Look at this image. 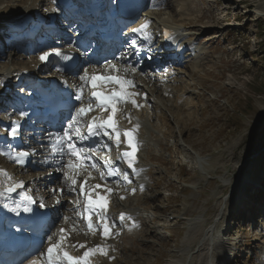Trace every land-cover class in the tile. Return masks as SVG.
<instances>
[{
  "label": "rangeland",
  "instance_id": "1",
  "mask_svg": "<svg viewBox=\"0 0 264 264\" xmlns=\"http://www.w3.org/2000/svg\"><path fill=\"white\" fill-rule=\"evenodd\" d=\"M145 2L137 23L142 20L149 25L145 31L151 43L156 41L159 24L167 23L182 28L179 33L187 51L183 60L173 58L155 72L135 71L143 81L135 91L147 97L143 111L141 107L130 109V104L119 106L116 118L122 125L125 109L135 113L136 119L143 112L144 126L138 131L143 167L139 176H129L132 184L113 182L117 187L107 215L115 219L118 208H130L137 211L140 224L133 229L117 224L114 232L119 235L104 241L109 255L94 256L92 264H264V203H260L264 197V0ZM29 5L30 0H0V12L9 7L15 16ZM37 5V18L51 17L53 9L52 15L60 11L57 0H37ZM60 13L58 23L63 19ZM9 21L0 15V50L4 49L0 51V93L8 77L13 86L8 94L16 96L17 79L13 77L25 68L33 70L38 58L16 48L18 44L11 52L6 49V36L13 37L7 28ZM67 32L73 36L81 33ZM79 75H72L71 82ZM148 75L159 89L153 78L147 82ZM0 98V107L7 104V99ZM6 117L0 111L1 130L11 122ZM44 147L38 164L44 160L56 164L48 145ZM100 158L113 162L114 150L102 149L97 154ZM0 162H4L0 163L2 169L17 172L8 159ZM38 164L21 173L26 190L37 187V199L53 204L50 189L68 187L60 182L63 171L48 166V172L52 171L48 173ZM102 171L99 163L91 169V179L103 182ZM35 172L39 174L35 176ZM57 172L61 175L56 176ZM43 177L50 185L40 180ZM140 181L146 184L143 191L137 187ZM61 202L65 204L63 217L69 220H57L51 231L54 237L59 228L69 229L72 236L66 249L76 253L73 244L99 246L103 242L100 232L91 235L75 212L79 205L76 194L67 192Z\"/></svg>",
  "mask_w": 264,
  "mask_h": 264
},
{
  "label": "snow or ice",
  "instance_id": "2",
  "mask_svg": "<svg viewBox=\"0 0 264 264\" xmlns=\"http://www.w3.org/2000/svg\"><path fill=\"white\" fill-rule=\"evenodd\" d=\"M149 25L145 24L139 29H133L134 32L140 34L145 41L150 40V37L145 35V30ZM171 37V33H165ZM135 49V44L131 45ZM134 55L139 56L140 52L134 50ZM60 57L62 60L71 59L70 56L61 53L58 50L52 52H45L40 56V60L44 63L49 62L51 56ZM131 70L135 73L136 69L131 67V61L128 62V67L124 69L125 74ZM120 69L115 64L109 65L107 74H89L84 71L83 75L79 76L81 84L79 85L76 94L69 96V99H74L78 103L73 105L70 109V115L63 128V130L53 137L51 145L52 151L57 153L56 159L60 162L57 171H63V180L67 182V192L76 194L77 197H82L83 208L77 205L75 212L79 218L86 222L87 230L95 235L97 231H101L105 239L112 238L113 235H119L114 232L117 227V222L107 215L110 197L114 192L112 188H104L107 195H101L98 191L101 189L100 184H89V179L94 178L91 176V169H96L99 163H102L105 171L100 172V179L105 180L106 177L115 178L113 182L120 183L121 180L126 184H132V179L129 178L128 172H121V164L126 163L127 168L135 176H139L140 170L136 168L138 163L137 152L139 150V142L137 140V133L140 125L136 123L134 127L122 130L118 126L117 113L119 106L132 105L139 109L141 105L138 103L137 97L141 95L138 91H133L136 84L133 79L127 78V75L121 76L118 73ZM115 73V74H113ZM114 86L110 92H105V86ZM85 88L89 89V93L85 95ZM147 99L146 95L144 97ZM100 110L108 112L106 118L101 116H90L91 113ZM27 115V113H22ZM129 121L131 116H127ZM21 125L15 123L10 129V135L13 138L20 136ZM86 129V131H85ZM51 136V134H49ZM124 137L125 140H122ZM89 141V143H85ZM126 141L125 150L120 153L118 161L113 164L110 159L96 158V153L103 149L111 153L113 146L119 149L122 143ZM43 146V145H42ZM6 153L0 152V155ZM35 155L34 151H17L14 157H11L15 162L21 166L30 163L29 157ZM66 170V171H65ZM87 176L81 181L79 178L83 174ZM11 179V177H9ZM24 184L17 183L9 186L5 191L11 195L17 192L18 189H23ZM140 190H144V186L140 185ZM50 191L55 197V202L60 204L61 198L66 197V191L63 186L52 188ZM135 189H133V193ZM5 192H0V197H4ZM120 196V199H124ZM23 199L27 202L24 207V212H32L31 205L37 203L27 193L24 194ZM7 205H5L6 207ZM19 207V206H18ZM40 208H45L44 203L39 204ZM17 211V209H12ZM93 217H97L99 223L93 222ZM65 223L68 222L69 217L62 218ZM119 222L123 225L126 221L132 222V228H138L139 224L135 222L134 218L125 213L119 216ZM75 226L73 231H75ZM57 239L53 241L52 236L48 237V246L45 250L41 251L36 258L30 259L28 264H92V258L97 254L107 257L109 249L105 246H97L95 248H87L85 244L71 245V247L85 248L82 256H73L66 250V242L71 233L66 228H59L57 231ZM42 258V259H41ZM114 259V257H113Z\"/></svg>",
  "mask_w": 264,
  "mask_h": 264
},
{
  "label": "bare ground",
  "instance_id": "3",
  "mask_svg": "<svg viewBox=\"0 0 264 264\" xmlns=\"http://www.w3.org/2000/svg\"><path fill=\"white\" fill-rule=\"evenodd\" d=\"M59 2H60V0H58ZM38 5H37V0H30V5H29V8H25L24 10H19L18 12L19 13H17L15 16H11V13L14 11L12 8H6V9H4V11L2 10V12H0V15H3V16H5V20H10L9 21V25L10 24H12V26H14V28H15V33H17L18 31H20L21 30V27H22V24L20 23V21H24L26 18H30V17H33V19H34V21L36 22L34 25H39L40 23H41V21H38V18L36 17L37 16V13H38V11H39V9H38ZM79 9H80V7H79ZM54 10V9H53ZM53 10H52V12H53ZM61 10L63 11V14L65 15V16H67L68 15V13L67 12H65L64 11V7H62L61 8ZM134 12H137V11H134ZM56 15H57V13H56ZM56 15H52V18L51 19H53ZM58 15H59V13H58ZM5 24V23H4ZM161 24H163V25H167L168 27H169V25L167 24V23H161ZM3 25V24H2ZM48 26H49V24H48ZM183 26V25H182ZM186 25H184V27H185ZM6 27L7 26H5L4 27V29H6ZM50 27V26H49ZM181 27V26H180ZM8 28H9V26H8ZM172 28H174L175 29V31H177L176 33H178V31H179V29H182V28H178V27H172ZM7 30V29H6ZM1 31V30H0ZM41 33V32H40ZM40 33H38V35L40 34ZM83 34H81L80 36H82ZM158 38H156V40H157ZM27 41V38H25V40L22 42V44L21 45H23L25 42ZM18 44V42L17 41H14V44L12 45V44H9V46H6V49L7 48H10V52H11V50L13 49V47L15 46V45H17ZM19 45V44H18ZM17 45V46H18ZM20 45V46H21ZM64 48V45L63 44H59V43H57V46H55V47H52V48ZM117 47H118V45H117ZM24 49H25V46H24ZM0 51H3L4 52V49L2 48ZM24 51V50H23ZM147 51V50H146ZM15 52V55H17V50L16 51H14ZM95 52V51H94ZM148 54H151V49H149L148 48ZM101 55H103V54H106V51L105 52H101L100 53ZM4 55H5V53H4ZM152 55V54H151ZM156 57V56H155ZM113 58H115V57H109V58H106L105 60H107V59H112V61H113ZM1 59H3V57L1 58ZM145 62H144V66L142 67L143 69H146V68H152V67H156V68H159V67H162V64L163 63H165V61H164V59L163 58H161V59H158L155 63H154V61H152L151 63H147V59H145L144 60ZM168 61V60H167ZM81 62H82V64H85V65H91V64H93V63H95V64H97L96 62H94V61H91V60H88L87 58H85V57H83L82 58V60H81ZM114 62V61H113ZM40 63V64H39ZM115 63V62H114ZM38 68H37V70H38V72L39 73H41L42 71H43V69H49V67L46 65V63H44L43 61H41V60H39L38 61ZM37 64H35L34 65V67L33 68H35L36 67V65ZM116 64V63H115ZM95 67L94 66H91L88 70V72H89V74H92L90 71L92 70V69H94ZM108 68H109V66H107L106 68H105V70H108ZM25 69H27V70H25L24 72H22L21 74H19V76H14L13 78H15V79H19V77H23L24 76V74L25 73H27V72H29V73H31V69L30 68H25ZM119 69H120V72L118 73L119 75H121V76H125V75H127V78H129V79H133L134 81H135V84L136 85H139V83L140 82H143V81H141V80H139V81H137V79H138V77L136 76V73H132L131 71H129L127 74H125V72H124V69L122 70L120 67H119ZM95 72V71H94ZM105 73L107 74V71H105ZM78 74H79V72H78ZM4 75V73L2 74V76ZM35 75V74H34ZM67 76V75H66ZM148 81L147 82H149V81H151L150 79L151 78H153L152 76L150 77V76H148ZM6 80H4L3 81V85H2V87H1V93H0V97H3L4 99H7V104H9V100H11V97L8 95V93H9V91L8 90H6L5 92L3 91L4 90V88L5 87H7L8 89L10 88V84H9V82H10V78H8V77H6L5 78ZM8 80V81H7ZM64 81L65 82H67L68 84H69V82L66 80V79H64ZM77 81L79 82V78L77 79ZM153 81H154V86H157L156 85V82H155V79L153 78ZM152 81V82H153ZM22 83H25L24 81H21V79L19 80V85H21ZM81 84V82L79 83V85ZM23 86V85H22ZM152 86V85H151ZM192 87H194V85H192ZM191 87V88H192ZM20 87H18L16 90H18ZM24 88L27 90V87H25V85H24ZM157 88H158V86H157ZM159 89V88H158ZM10 90H11V88H10ZM151 91V90H150ZM153 91H154V89H153ZM152 91V92H153ZM161 91V90H160ZM191 92H192V90H190ZM157 92H159V90H157ZM140 98V97H139ZM138 97H137V99H139ZM143 98H144V96H143ZM141 101V100H140ZM3 101H1V98H0V104L2 103ZM4 105H6V104H3L1 107H0V109H3L4 108ZM140 105H141V102H140ZM141 108H142V111H143V106L141 105ZM130 109H136L135 107H133L132 106V108L130 107ZM6 114V113H5ZM135 114V113H134ZM134 114H132V113H128V116L130 115L131 116V120L129 121V119H127V124H125V126H129V127H134L135 126V124L136 123H143L144 121H143V118H142V115H143V112H140V115H139V117H140V119H136L138 116H135ZM118 126L119 127H121V125H119L118 124ZM2 138H4V140H5V136H3ZM140 140V139H139ZM48 142H52V139H50ZM126 142V141H125ZM86 144L88 143L87 141L85 142ZM40 152H43V151H40ZM143 151L141 150V152H140V156L142 155L141 153H142ZM8 154V156L9 157H11V155L9 154V153H7ZM118 161V156L116 155L115 156V162H117ZM0 163H4V162H0ZM140 164H141V166L139 167V170H140V172H141V169H142V167H143V163H141L140 162ZM42 166H50L51 164H48V162H46V161H44V162H42V164H41ZM52 166V165H51ZM138 166H139V163L137 164V168H138ZM5 167V166H4ZM30 167V166H29ZM3 167H1L0 166V192H4V188L6 187V185H8V184H12V183H14V181H16V180H18V179H22V177L20 176L21 175V173L22 172H25V169H19V168H17L18 170H20V171H17L16 172V170H14V171H6L5 169H2ZM28 168V167H27ZM43 169H45V168H43ZM13 172H14V174H13ZM50 172V171H49ZM48 172V173H49ZM58 173V172H57ZM60 173V172H59ZM133 174H129V176H132ZM134 176V175H133ZM9 177H11V179H9ZM137 177V176H136ZM84 178V177H83ZM132 178H134V177H132ZM47 179L48 178H44L43 179V181H46L48 184H50V182H48L47 181ZM115 178H109L108 177V181H113ZM23 180V179H22ZM83 180V179H82ZM134 181H136L135 179H134ZM35 182H37V180H35ZM141 182V185H143V186H145L146 184L145 183H143V181H140ZM90 183V182H89ZM33 184H35L34 182H33ZM94 184H97V183H92V185H94ZM26 185H27V183H26ZM101 185V184H100ZM104 185V186H103ZM102 187H101V189L100 190H103L104 191V188H106L107 186L105 185V184H102L101 185ZM109 188V187H108ZM34 191H37V189H35L34 188V186L32 187V189H31V192H28L29 194H33V192ZM65 191H66V193H67V190L65 189ZM105 192V191H104ZM22 193H24V191H21V192H19V194L18 195H20V194H22ZM106 193V192H105ZM1 198V201H2V203H4V202H6V201H8L9 200V198H7L6 196H4V197H0ZM80 198H82V197H79V199ZM44 204H45V202H43ZM260 203L261 204H263L264 203V197H263V200H261L260 201ZM0 205H1V203H0ZM46 205V207L45 208H50V205H47V204H45ZM61 205H63V204H55V205H53V207L50 209L52 212L53 211H55V210H57L58 208H60L61 207ZM264 206V205H263ZM10 207V206H9ZM79 207H81V209L83 208V203H81V205L79 206ZM11 208V207H10ZM120 210H125L124 208H120ZM129 210H130V212L131 213H133L134 214V216L136 217V219H137V217L139 218V215H138V213H137V211H135V210H133V209H130L129 208ZM262 214V211L260 212V214L259 215H261ZM263 214H264V212H263ZM117 217H119V215H117L116 216V218ZM94 218V217H93ZM138 220V219H137ZM99 223V220H97V222H96V224H98ZM84 226V225H83ZM69 230V229H68ZM71 231V230H70ZM100 232V234H101V236L103 237V235H102V232L101 231H99ZM45 233V232H44ZM71 233V232H70ZM92 235V234H91ZM91 239H93V237H91ZM107 239H105L104 237H103V242H100L101 244H99V246L100 245H102V246H104V241H106ZM85 245H86V247L87 248H90V245L88 244V243H85ZM105 247H107L108 248V245H106ZM76 249L78 250V254H72V253H74V252H72V253H70L71 255H73V256H77V257H79V256H82L83 255V253H84V251L86 250L85 248H78V247H76ZM113 250V249H112ZM39 251V250H38ZM37 251V252H38ZM36 252V253H37ZM70 252V251H69ZM97 256V258L99 259L100 257V255L99 254H97L96 255ZM96 259V258H95Z\"/></svg>",
  "mask_w": 264,
  "mask_h": 264
},
{
  "label": "trees",
  "instance_id": "4",
  "mask_svg": "<svg viewBox=\"0 0 264 264\" xmlns=\"http://www.w3.org/2000/svg\"><path fill=\"white\" fill-rule=\"evenodd\" d=\"M263 47H264V40L262 41ZM263 62V61H262Z\"/></svg>",
  "mask_w": 264,
  "mask_h": 264
}]
</instances>
